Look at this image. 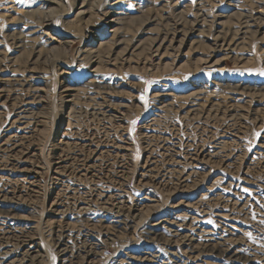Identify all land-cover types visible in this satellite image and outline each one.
Returning a JSON list of instances; mask_svg holds the SVG:
<instances>
[{"label":"rangeland","instance_id":"rangeland-1","mask_svg":"<svg viewBox=\"0 0 264 264\" xmlns=\"http://www.w3.org/2000/svg\"><path fill=\"white\" fill-rule=\"evenodd\" d=\"M58 1L49 45L24 32L39 31L53 6L0 0V258L9 260L0 264H118L157 248L208 264H264V25L255 26L261 40L228 60L186 51L159 60L147 49L151 33L185 20L190 29L203 19L211 32L224 16L238 29L264 13V0H124L116 11L133 20L119 36L140 51L113 66L79 55L90 40L112 38L103 24L117 12L104 19L102 10L118 0H103L88 23L76 18L80 1ZM99 81L116 87L102 93L92 88ZM235 85L260 91L227 93ZM82 207L89 217L77 216ZM195 219L230 243L177 241ZM160 220L169 224L153 227ZM7 228L34 236L35 248L3 249Z\"/></svg>","mask_w":264,"mask_h":264},{"label":"bare ground","instance_id":"bare-ground-1","mask_svg":"<svg viewBox=\"0 0 264 264\" xmlns=\"http://www.w3.org/2000/svg\"><path fill=\"white\" fill-rule=\"evenodd\" d=\"M76 1L78 3L80 1L79 12L76 14V18H78V20L81 22L84 21L85 23H88L87 22L88 19L86 20V16L88 12L93 9H96V11H99V8H101L100 5L103 2V0H76ZM123 1L124 0H118L116 1V3L110 4V6H108L107 8V11L102 10V16L104 17V19L111 16L113 13L115 14V12H117L116 10H119V7L127 6L126 4L121 5ZM46 2L48 6L50 7L53 6V8H51L52 11L49 12L50 16L42 18V21L39 23V27H38L40 28L39 31L30 30L28 32H24V36L25 35L28 36L27 42H33L37 38V36H40V38L43 39V43L47 42V44L49 45H51L54 41H56V39L52 37L51 33L49 32L52 29L51 19L54 16L53 12L57 10L59 1L58 0H46ZM75 6H76L75 3H73L72 9ZM255 13L259 14L257 18L254 19L252 17V21H249V19L246 18L247 16L246 15L245 16L246 19L244 20L242 19L243 22L240 25V28L238 29H236L232 25L228 26L229 22L228 21L224 22L222 20V18L225 19V17L219 16L216 19L211 32H208L206 28H203L205 26L203 25L204 24L203 19L201 23H198V22H196L197 24L193 22L190 23V26H191L190 29H186L187 28L186 23L188 22L185 20V22L178 24V28L173 31L165 30L164 32L151 33L150 37L148 38L149 43H148L147 49L149 53L152 55V57H156L159 60L162 58H167V57H173V56L175 57L176 55H180V56L186 55L183 53L184 51H186V53L192 56L196 55L197 53L203 52L206 55H208V58L218 54L221 56V59L228 60V59L233 58L236 53L242 50V48L245 45H247L249 42H251L252 40L254 41L257 39L261 40V38H263V37H256L257 30H255V26L264 25V19H263L264 13L260 9H257ZM117 15L118 17L113 18L114 17L113 16L109 21H107L106 24H103L105 26H111V28L113 29L112 31L108 32L112 34L111 39H108L106 42H104L103 40H96V39L90 40L87 46H85L81 50L80 52L81 54L79 55V57H81L82 59H86L85 61L86 63H91L93 65L100 64V63H106L108 65L113 66V65H118V64L128 61V58L130 57L139 55L140 44H141L140 42L137 41L135 42L134 45H132L131 43L132 40L122 38V36H119V34L126 31L125 26H127L128 21H131L133 19L130 17L124 16L121 13V11L119 13L117 12ZM148 23H149L148 21L145 23L146 29L149 27ZM35 33H38L36 37L33 36ZM22 36L23 35L18 34V36L13 37V40H18ZM102 36H103L102 33H98V37H102ZM19 44L20 43H18V45ZM107 45H109V49L103 52V47ZM206 60L207 59H205L204 62H202V64H205ZM219 63L220 61H215L214 65L219 66L220 65ZM2 83L4 85L13 86L18 90H22L23 87H28V88L33 87L32 85H30V82L27 83L26 81L13 83V82H10L9 80H4V82ZM95 83H97V85L94 86L93 84L92 88H96L97 91H100L102 93L106 92L110 88V86L116 87V84L105 83L104 81H99ZM215 86L220 87V85H215ZM202 88H207V87L202 86ZM261 89H264V88H261ZM225 90L229 94L242 95V96L249 94L251 92H253L251 95H254V93H259L260 91V89L250 88L248 85H244V87L235 85L234 87L231 86ZM201 93L202 92H199V94ZM15 118L16 119L13 121V123L16 122L17 129H21V126H23L26 123V120L28 119V113L23 109L15 116ZM14 137H15L14 135H11L9 136V139H14ZM7 143L8 142L3 141V144H1L2 148L6 147ZM61 161H63V159ZM10 170L11 169H9V171ZM101 198L102 196H99L97 201L102 203L103 200ZM87 209L85 207L80 208L78 210L77 216L78 217H89L90 214H88ZM214 217H216L219 220L220 225L226 226V224L223 223L224 220H226L225 217H222L219 215H216ZM194 221L195 222L193 225L186 226L188 227V229L180 230L182 232L186 231L188 232V234H184L180 232L179 230H177V234L181 236V238H179V240L177 241H180L181 243H185L187 241L195 242L198 245H201L202 248L212 247L213 249H218V246L223 245L225 243H230L229 240H223V238L217 237L218 234L215 233L216 232L215 229L209 230L208 228H206L207 226L202 227L201 225L204 224L205 220L195 219ZM168 222L166 220H160V222L155 223L153 227H157V228L159 227L160 229H162L165 224L167 225L169 224ZM2 236L3 238H6L7 240V241L5 240L6 242L2 245L4 247L3 249L10 248L9 247L10 244H13V243H19L20 247H27L28 250H33L35 248L33 247L35 246V244L32 243V241L35 240L34 236L29 237L23 234H20L19 236L15 234L13 230L10 231V228H7L6 231L2 234ZM218 241H221V242H218ZM193 249H197V248H193ZM229 250H230V247L225 249L226 252H229ZM31 253L33 254L35 253V251ZM190 253L191 252L189 253L188 252L187 253L171 252L169 250H164V249H159V248L150 249L149 252H142L140 256H135V257L127 256V261L118 263V264H208V263H205L204 261H198V260L194 261L193 260L194 258L190 256ZM0 259L4 263L9 261L6 258H0Z\"/></svg>","mask_w":264,"mask_h":264},{"label":"snow or ice","instance_id":"snow-or-ice-1","mask_svg":"<svg viewBox=\"0 0 264 264\" xmlns=\"http://www.w3.org/2000/svg\"><path fill=\"white\" fill-rule=\"evenodd\" d=\"M19 3H23L24 0H18ZM262 75H264V73H261Z\"/></svg>","mask_w":264,"mask_h":264}]
</instances>
